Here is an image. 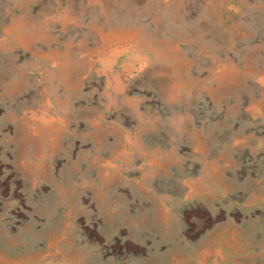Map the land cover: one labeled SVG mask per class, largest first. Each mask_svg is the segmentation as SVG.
I'll use <instances>...</instances> for the list:
<instances>
[{
	"label": "rangeland",
	"instance_id": "obj_1",
	"mask_svg": "<svg viewBox=\"0 0 264 264\" xmlns=\"http://www.w3.org/2000/svg\"><path fill=\"white\" fill-rule=\"evenodd\" d=\"M0 264H264V0H0Z\"/></svg>",
	"mask_w": 264,
	"mask_h": 264
}]
</instances>
